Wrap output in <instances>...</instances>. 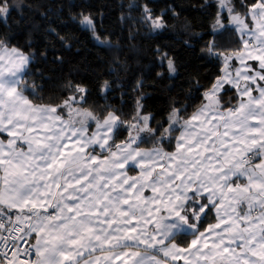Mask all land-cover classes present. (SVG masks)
Instances as JSON below:
<instances>
[{"label": "snow or ice", "instance_id": "obj_1", "mask_svg": "<svg viewBox=\"0 0 264 264\" xmlns=\"http://www.w3.org/2000/svg\"><path fill=\"white\" fill-rule=\"evenodd\" d=\"M65 7L94 46L121 47L105 5ZM32 8L0 0V264H264V0L128 4L130 41L180 22V49L156 44L149 72L163 84L183 67L188 85H165L156 109L141 93L131 115L123 92L109 102L124 87L114 69L62 74L73 32L49 25L42 49L32 32L14 42L10 21ZM50 52L54 88L35 67Z\"/></svg>", "mask_w": 264, "mask_h": 264}, {"label": "trees", "instance_id": "obj_2", "mask_svg": "<svg viewBox=\"0 0 264 264\" xmlns=\"http://www.w3.org/2000/svg\"><path fill=\"white\" fill-rule=\"evenodd\" d=\"M26 4L31 3L33 8L31 11L25 10L24 21L18 27L15 26V21L19 19L18 16L14 15L10 23L13 27L10 30V34L14 36V42L23 43L26 35L32 32L33 46L38 48H43L45 41L52 40L51 36L45 34V29L51 25L52 27L58 28L61 34L67 32H73L78 38L79 43L73 44V49L70 53H65L66 57L70 59L71 63L62 66V74L67 76L69 72L73 75H77L73 71V65L76 63H86L90 64L96 73H103L100 79H109L108 71L109 69H114L112 77L119 76L120 82L124 85L123 88L117 89L114 93L116 99L109 100L111 103L121 104V92L125 95L123 96V108L124 111L131 115L132 110L135 105L136 98L144 93L146 99L144 103L148 105L149 109H156L161 105L167 103V90L165 85L174 83L176 87L173 92L179 91L182 86L185 90L188 88L186 83H182L186 77L184 75L185 69L182 67L180 69L181 75L176 77L174 81L165 80L163 84L155 82L153 77L157 68H153L149 72V66L152 61V54L150 49L154 48L156 44L171 43L174 44L177 49H180V36L179 32L182 31V26L179 21H170L169 29L160 35H147L141 30V35L137 36L135 40L126 39L128 36V23L124 25L120 24L119 17L122 11L127 14V6L133 0H88L89 3L94 5H105L103 11L105 12L104 25L109 31L115 30L117 36L123 37L121 40V47L116 48H98L94 46L90 39V36L86 32L79 31L68 19L67 8L65 7L63 11L60 10L61 5H67L68 0H24ZM75 3H80L81 0H74ZM137 3H144V0H136ZM151 6L155 7L157 12L165 7L169 3L175 2L178 5L189 6L192 4H198L201 0H150ZM124 5V8H121ZM134 15V13H132ZM183 15H189L185 12ZM191 15H195L192 13ZM175 24V27L172 25ZM121 27L123 31L121 32ZM2 28V25H0ZM116 40V36L113 37ZM55 47L59 48L60 45L57 43ZM76 49H79L77 52ZM182 60L187 63L192 60L193 57L189 53L183 52L181 50ZM51 52L49 53V62L41 64L39 61L35 67H42L45 71V75L52 76L56 79H51L46 82V88H54L58 83V77L61 75V71L52 73L49 71L50 68L55 67L51 65ZM123 67H119L117 63ZM35 67L33 71H35ZM80 75H83L81 73ZM79 78V75H77ZM143 79L144 86L138 88L136 82L138 79ZM29 82L32 79H36L37 83H40L39 78L29 77ZM156 84L154 87L153 84ZM113 93H109L111 97ZM101 103L103 101H100Z\"/></svg>", "mask_w": 264, "mask_h": 264}, {"label": "rangeland", "instance_id": "obj_3", "mask_svg": "<svg viewBox=\"0 0 264 264\" xmlns=\"http://www.w3.org/2000/svg\"><path fill=\"white\" fill-rule=\"evenodd\" d=\"M134 15H136V13H134Z\"/></svg>", "mask_w": 264, "mask_h": 264}]
</instances>
